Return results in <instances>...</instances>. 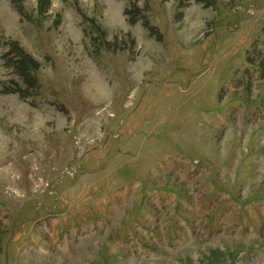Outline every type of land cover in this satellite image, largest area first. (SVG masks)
I'll return each instance as SVG.
<instances>
[{"label":"rangeland","instance_id":"1","mask_svg":"<svg viewBox=\"0 0 264 264\" xmlns=\"http://www.w3.org/2000/svg\"><path fill=\"white\" fill-rule=\"evenodd\" d=\"M0 264H264V0H0Z\"/></svg>","mask_w":264,"mask_h":264},{"label":"trees","instance_id":"2","mask_svg":"<svg viewBox=\"0 0 264 264\" xmlns=\"http://www.w3.org/2000/svg\"><path fill=\"white\" fill-rule=\"evenodd\" d=\"M12 44H14V43H12ZM23 54H24V52L23 51H21ZM24 60H27V59H24Z\"/></svg>","mask_w":264,"mask_h":264}]
</instances>
